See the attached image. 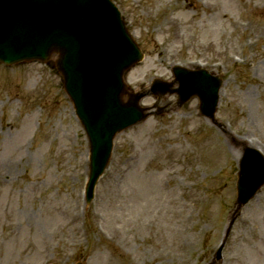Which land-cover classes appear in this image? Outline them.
Masks as SVG:
<instances>
[{"label": "rangeland", "instance_id": "obj_1", "mask_svg": "<svg viewBox=\"0 0 264 264\" xmlns=\"http://www.w3.org/2000/svg\"><path fill=\"white\" fill-rule=\"evenodd\" d=\"M112 1L144 54L130 88L200 65L223 79L222 131L193 100L119 134L87 206L88 143L60 77L39 63L0 65V264H217L235 155L243 143L264 155V0ZM221 254L264 264V186Z\"/></svg>", "mask_w": 264, "mask_h": 264}, {"label": "water", "instance_id": "obj_2", "mask_svg": "<svg viewBox=\"0 0 264 264\" xmlns=\"http://www.w3.org/2000/svg\"><path fill=\"white\" fill-rule=\"evenodd\" d=\"M75 22L77 29L97 37L96 42L84 39L85 45L71 36L73 30L68 32L66 26ZM0 54L10 56L0 55V61L6 64L33 59L47 61L56 54L55 64L65 86L74 94V86L81 85L79 109L89 112L93 107L102 113L87 130L92 147L90 196L107 162L114 135L148 116L138 107L142 96L129 95L126 103L122 101L126 94L122 76L142 56L125 34L118 13L108 0H0ZM173 73L179 85V105L197 96L201 115L212 118L221 82L204 71L175 69ZM92 87L112 92L108 94L109 102L89 106L85 95ZM153 90L164 92L158 82ZM238 166L236 201L228 232L240 209L264 184V159L257 151L244 148ZM220 251L221 248L215 261L220 260Z\"/></svg>", "mask_w": 264, "mask_h": 264}, {"label": "bare ground", "instance_id": "obj_3", "mask_svg": "<svg viewBox=\"0 0 264 264\" xmlns=\"http://www.w3.org/2000/svg\"><path fill=\"white\" fill-rule=\"evenodd\" d=\"M247 145L252 146L250 143H247ZM238 157H239V152H237L236 155H235L236 159H238Z\"/></svg>", "mask_w": 264, "mask_h": 264}]
</instances>
